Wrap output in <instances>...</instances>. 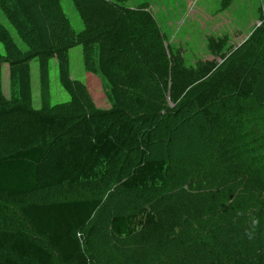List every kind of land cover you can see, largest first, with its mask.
<instances>
[{
	"label": "trees",
	"instance_id": "16d2710c",
	"mask_svg": "<svg viewBox=\"0 0 264 264\" xmlns=\"http://www.w3.org/2000/svg\"><path fill=\"white\" fill-rule=\"evenodd\" d=\"M70 1L81 20L77 32L69 28L59 0H0V10L30 49L13 61L20 51L0 24L7 64L14 67L35 57L59 59L81 46L86 67L92 51L108 67L112 91L140 98H122L110 111L76 117L66 111L43 115L18 109L39 138L36 146L24 145L0 156V196L14 200L61 186L105 181L113 159L139 137L138 160L120 187L126 192L228 196L217 210L209 208L196 216L205 227L202 236L208 239L204 246L208 260L202 264H264V227L260 226L264 223V169L255 168L264 157L255 156L259 148L253 145L264 142V137L247 122L227 115L232 110L230 101L255 98L259 85H264V7L259 24L223 63L201 61L196 70L186 71L179 55L166 53L162 34L146 10L127 8L118 0ZM183 93L178 107L161 113L166 97L177 100ZM147 102L161 107L160 118L184 123L199 118L204 126L198 127L200 133L219 132L223 148L210 154L214 167L202 148L204 164L196 162L203 167L194 173L176 168L167 158H149L146 148L151 134H141L140 128L147 117L140 122L135 118L137 108ZM219 111L226 116L221 118ZM161 141L167 146L172 143L169 136ZM101 204L98 199H83L28 203L14 209L0 203V264H88L79 256L81 238L93 237L97 228L93 220ZM228 209L234 213L227 215ZM159 229L151 208L113 214L107 220V230L116 238ZM233 254L237 260L231 259Z\"/></svg>",
	"mask_w": 264,
	"mask_h": 264
},
{
	"label": "rangeland",
	"instance_id": "374dc122",
	"mask_svg": "<svg viewBox=\"0 0 264 264\" xmlns=\"http://www.w3.org/2000/svg\"><path fill=\"white\" fill-rule=\"evenodd\" d=\"M118 1L127 8L144 9L150 13L162 34L166 53L170 56L179 55L181 66L186 71L196 70L197 63L201 61L212 60L217 65L223 63L230 52L250 36L260 22L264 7V0ZM59 3L71 31L81 30V20L72 2L59 0ZM0 24L10 33L14 45L20 51L21 55L13 56V61L24 57L23 54H29V47L1 10ZM8 59L0 36V156L24 145H37L39 135L18 109L43 115H60L66 111L71 117H76L91 112L110 111L122 98H140L119 92V89H115L117 93L112 91L108 67L101 65L100 56L93 51L89 54L86 67L81 46L72 47L59 59L35 57L24 63L21 61L14 67L7 64ZM259 87L261 89L255 98L230 101L232 110L229 109L227 115L233 120L247 122L253 131L264 137V85L260 84ZM183 96L184 93L177 100L166 97L161 110L160 106L149 102L140 104L137 108L139 111L135 118L139 122L140 118L147 117V120L140 122L141 134H151V145L146 148L148 157L167 158L176 168L194 173L203 167L196 162L203 163L202 155L207 153L209 166L213 168L214 162L212 163L210 154L215 155L223 148L219 144V132L208 135L209 130H206V133H200L198 127L204 126L199 118L186 123L167 120L163 116L160 118V111L163 113L174 110L181 104L179 102ZM219 114L221 118L226 116L221 111ZM168 136L172 143L167 146L161 140ZM139 142L138 137L128 149L113 159L109 167V178L105 181L61 186L14 200L0 196V203L16 209L28 203L44 205L60 201L100 200L101 208L93 220L97 227L95 233L90 240L85 235L81 238L79 256H84L88 264H202L203 260H208V250L204 247L208 244V239L202 236L205 227L196 216L206 213L209 208L217 210L228 196L221 194L200 197L183 192L171 193L169 190L124 191L120 182L129 175L138 160L141 151ZM253 145L259 148L255 156L259 159L264 157V142L255 141ZM201 148L206 153L201 155ZM255 168L264 169V160ZM213 186L218 187V179L213 180ZM143 208L154 211L159 221V231L139 232L130 238H116L107 230V220L111 215L135 213ZM225 213L231 215L234 210L228 209ZM2 217L0 212V222ZM10 217L13 220L15 218L14 215ZM260 226L264 227V223ZM251 230L256 232L254 226ZM233 258L237 260L234 254L231 256ZM227 262L229 261L226 259Z\"/></svg>",
	"mask_w": 264,
	"mask_h": 264
},
{
	"label": "water",
	"instance_id": "95a60500",
	"mask_svg": "<svg viewBox=\"0 0 264 264\" xmlns=\"http://www.w3.org/2000/svg\"><path fill=\"white\" fill-rule=\"evenodd\" d=\"M259 23H257V25H258ZM216 60H218V59H216Z\"/></svg>",
	"mask_w": 264,
	"mask_h": 264
}]
</instances>
